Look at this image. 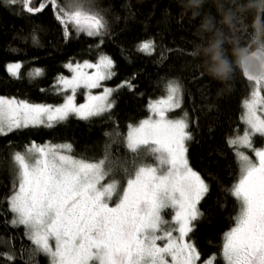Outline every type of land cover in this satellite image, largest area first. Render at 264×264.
<instances>
[{
    "label": "snow or ice",
    "instance_id": "6c2138e0",
    "mask_svg": "<svg viewBox=\"0 0 264 264\" xmlns=\"http://www.w3.org/2000/svg\"><path fill=\"white\" fill-rule=\"evenodd\" d=\"M0 3L19 5L29 14L40 13L51 4L56 19L65 25V39L69 38L68 25L88 36L107 31L103 16L86 10L82 0H69L66 7L57 0H42L38 7L32 6V0ZM155 47L153 40H146L137 45V51L151 56ZM65 67L73 74L70 78L60 76L56 82L55 90L63 96L58 106L0 96V136L30 127L52 128L71 116L89 120L113 108L115 90L102 84L114 75L108 56L101 55L97 63L85 61ZM21 68L19 62L6 65L8 74L16 78ZM42 74L39 68L29 73L33 78ZM243 76L254 83L250 98L243 102L242 120L248 127L243 136L228 143L252 149L255 162L242 152L236 153L240 176L228 192L238 201L239 211L234 226L224 234L222 256L225 264H264V148L256 149L252 144L253 136L264 138V59L254 55L251 70L245 67ZM124 86L132 87L130 82L118 87ZM98 88L103 91L93 94ZM80 89H86L87 94L85 102L77 104ZM182 96L181 83L169 80L165 95L148 105L152 115L129 126L126 148L134 155L131 167L135 171L133 175L128 167L120 168L129 177L126 185L115 180L102 183L106 176L115 174L118 162L106 168L110 164L107 155L99 162L74 158L70 144L33 142L23 152L12 154L13 193L6 198L7 210L13 216L11 225L23 226L34 245L30 260L43 253L51 258V264H197L200 253L185 237L202 216L198 205L209 186L187 160L186 143L192 139L187 114L168 118L169 112L181 107ZM141 159L154 163L137 167ZM114 196L118 202L110 206ZM166 210H172L171 221L164 219ZM158 241L165 243L160 246ZM0 257L8 262L15 259L10 253H0ZM215 260L213 255L204 264H214Z\"/></svg>",
    "mask_w": 264,
    "mask_h": 264
},
{
    "label": "trees",
    "instance_id": "16d2710c",
    "mask_svg": "<svg viewBox=\"0 0 264 264\" xmlns=\"http://www.w3.org/2000/svg\"><path fill=\"white\" fill-rule=\"evenodd\" d=\"M41 2L32 0V6L38 7ZM68 2L57 0L61 7ZM82 3L86 10L103 16L107 22L104 35L78 34L68 25L69 38L65 39V25L56 19L51 4L40 13L29 14L19 5L0 3V95L58 105L63 96L55 90L57 78L70 73L65 65L96 61L101 55L113 61L114 75L104 81L106 84L132 85L116 88L112 94L114 106L102 116L89 120L71 116L52 128L30 127L0 136V253L15 256L11 262L0 257V264H49L43 253L29 259L34 245L23 226L13 227L10 223L13 216L7 210L6 198L13 193L12 154L23 152L33 142L70 144V154L75 158L99 162L107 155L110 164L106 168L118 162L120 167L115 174L106 176L104 181L123 184L129 177L120 168L128 167L132 174L135 171L131 167L134 155L126 148L128 126L149 114L150 101L165 94V85L171 79L181 83L183 96L181 107L168 115L187 114L192 136L186 145L187 160L209 186V192L198 205L202 216L193 222L187 238L200 253V263L215 255L214 264H225L224 234L234 226L239 211V203L228 189L240 176L238 147L228 142L246 130L242 121L243 102L254 83L245 80L239 69L226 82L203 72L200 58L193 55L199 17L187 14L179 0H82ZM260 11L264 15V9ZM201 12L208 15L210 23L216 21L217 9L211 3H205ZM146 40H153L156 45L151 56L137 51V45ZM10 62L21 63L19 78L8 74L6 64ZM36 68L43 74L33 78L29 73ZM263 143L264 138L252 137L254 148ZM246 153L254 160L252 149ZM144 163L154 161L141 159L136 166ZM170 215L172 210H166L164 218L170 221Z\"/></svg>",
    "mask_w": 264,
    "mask_h": 264
},
{
    "label": "clouds",
    "instance_id": "9594fccd",
    "mask_svg": "<svg viewBox=\"0 0 264 264\" xmlns=\"http://www.w3.org/2000/svg\"><path fill=\"white\" fill-rule=\"evenodd\" d=\"M179 3L192 18L199 17L194 30L198 37L195 53L209 77L226 82L236 69L251 70L254 55L264 59V15L260 11L264 0H179ZM205 3L217 9L214 23L201 12Z\"/></svg>",
    "mask_w": 264,
    "mask_h": 264
},
{
    "label": "rangeland",
    "instance_id": "374dc122",
    "mask_svg": "<svg viewBox=\"0 0 264 264\" xmlns=\"http://www.w3.org/2000/svg\"><path fill=\"white\" fill-rule=\"evenodd\" d=\"M98 60H99V58L96 60V61H88V62H90V63H97L98 62ZM85 61H82V62H80V63H76V64H83ZM10 63H14V62H10ZM9 64V63H8ZM8 64H6V65H8ZM76 64H72V65H76ZM85 71H87V72H89V73H91V72H93V71H95V69H84ZM70 71V70H69ZM72 72L70 71V73L68 74V75H62V76H65V77H71L72 76ZM60 77V76H59ZM58 77V78H59ZM58 78H57V80H58ZM102 84H103V86L104 87H108V88H111V89H114V90H116V88L118 87H114V86H110V85H108V84H106L104 81L102 82ZM262 89L264 90V87H262L261 88V92H262ZM252 90H253V88L251 89V91H250V94H249V96L247 97V99L248 98H250V95H251V92H252ZM103 91V88H98V89H93L92 90V92H93V94H100L101 92ZM114 92V91H113ZM70 94V93H69ZM86 94H87V90L86 89H80V90H78V92H77V95H76V103L77 104H81V103H84L85 102V99H86ZM113 94V93H112ZM165 95V94H164ZM164 95H162V96H160V97H157V98H155V99H152L150 102H153V101H155V100H157V99H159V98H162ZM0 96H3V95H0ZM3 97H6V96H3ZM6 98H12V97H6ZM18 100V99H17ZM111 101H112V96H111ZM63 102V101H62ZM61 102V103H62ZM60 103V104H61ZM32 104H36V103H32ZM59 105V104H58ZM58 105H53V106H58ZM243 114H244V111H243ZM152 114H151V112L149 111V114L146 116V117H144V118H142L139 122H137V123H135V124H131V125H129V126H136V125H138L142 120H144V119H147V118H149L150 116H151ZM168 118L169 119H179V118H181V117H171V116H169L168 115ZM243 121V120H242ZM244 122V121H243ZM246 125V124H245ZM129 126H128V130H127V134H128V132H129ZM247 125H246V129H247ZM244 134V133H243ZM243 134H241V136H243ZM127 137V136H126ZM235 139V138H234ZM49 142H45V143H43V144H38V145H44V144H48ZM51 144V143H50ZM55 145H60V144H55ZM186 145H187V143H186ZM237 147H238V150H237V152H242V153H244L245 155H247V153H246V151L247 150H249V148H247V147H244V146H242V145H239V144H237ZM262 148H264V143H263V145L260 147V148H257V149H262ZM253 155H254V152H253ZM75 158V157H74ZM78 159V158H77ZM254 162H255V155H254V160H253ZM89 162V161H88ZM190 166V165H189ZM191 167V166H190ZM192 168V167H191ZM193 169V168H192ZM194 170V169H193ZM194 171H196V170H194ZM197 172V171H196ZM198 173V172H197ZM134 175V174H133ZM203 179V178H202ZM126 181L127 180H125L124 181V183L122 184V185H126ZM112 181L111 180H107V181H104V182H102V183H104V184H107V183H111ZM118 202V197H116V196H114L110 201H109V204H110V206H115V204ZM166 221H168V219H166V218H164ZM170 221H171V219H172V215H170ZM174 236H178V233H174ZM185 241L187 242V243H190V241H189V239L187 238V237H185ZM165 243V241H158V244L160 245V246H163V244ZM52 244H53V246H54V241L52 242ZM191 244V243H190ZM48 258H49V264H51V258L48 256ZM169 259V261H170V257L168 258ZM197 264H204V262H202V263H200L199 261L197 262Z\"/></svg>",
    "mask_w": 264,
    "mask_h": 264
},
{
    "label": "water",
    "instance_id": "95a60500",
    "mask_svg": "<svg viewBox=\"0 0 264 264\" xmlns=\"http://www.w3.org/2000/svg\"><path fill=\"white\" fill-rule=\"evenodd\" d=\"M242 75H243V72H242ZM244 77V76H243ZM245 80H247L245 77H244Z\"/></svg>",
    "mask_w": 264,
    "mask_h": 264
}]
</instances>
